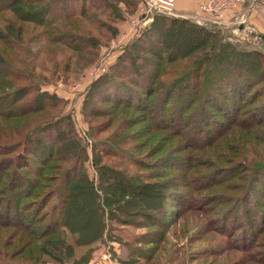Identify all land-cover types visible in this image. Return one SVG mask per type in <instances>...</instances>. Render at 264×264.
<instances>
[{
	"label": "trees",
	"instance_id": "1",
	"mask_svg": "<svg viewBox=\"0 0 264 264\" xmlns=\"http://www.w3.org/2000/svg\"><path fill=\"white\" fill-rule=\"evenodd\" d=\"M141 3L0 0V156L7 155L9 160L0 168V195H16L5 199L4 213L15 224L3 222L0 227L15 231L4 245L0 241V264H11L7 260L16 258L12 254L8 258L4 252L7 240L19 250L16 256L23 257L14 264H49L45 256L56 264H88L91 254L78 260L74 258L76 249L102 240L121 243V237L113 233L118 225L161 227L155 235L164 240L168 228L158 221L151 199L162 198L163 205L173 199L171 203L179 208L176 215L185 206H195L187 205L194 199L190 193L206 185H220L223 179H235L239 172L250 169L243 161L246 167L241 170L229 165L199 172L195 171L199 156L190 155L235 127L264 125L263 107L249 111V122L240 118L239 108L240 102L252 105L264 97V53L224 43L220 36L225 32L216 27L157 15L152 24L137 31L130 49L123 51L109 73L93 81L86 96L92 99L85 105L91 156L71 115L51 114L64 100L43 89L50 84L44 74L66 81L74 63L88 61L107 34L113 39L126 12L137 13ZM147 65L154 68L148 71ZM129 67L132 75L127 74ZM129 85L138 89L131 87V92ZM126 86L129 88L123 90ZM251 94V99H244ZM97 100L112 102L114 109L97 106ZM37 114H43L45 120L31 117ZM99 118L105 121L93 126ZM142 123L145 129L131 131ZM110 130L106 141L95 140L97 133ZM142 144H150L154 154H165L149 164L133 155ZM187 150L186 157L173 155ZM86 162L96 178L89 175ZM9 168L13 171L6 175ZM257 170L264 171V165H257L251 178ZM3 177L9 178L3 182ZM262 184L243 192L242 215L236 221L240 225L233 230L238 241L231 244L226 230L220 231L227 240L221 256L228 258L233 251L243 254L226 264H264ZM177 190L188 194L178 195ZM255 191L259 197L253 200ZM30 210L34 216L24 224L23 212ZM140 217L153 218V224L136 221L133 225L130 221ZM140 245L134 242L137 248ZM136 250L132 248L129 256L134 257Z\"/></svg>",
	"mask_w": 264,
	"mask_h": 264
},
{
	"label": "rangeland",
	"instance_id": "2",
	"mask_svg": "<svg viewBox=\"0 0 264 264\" xmlns=\"http://www.w3.org/2000/svg\"><path fill=\"white\" fill-rule=\"evenodd\" d=\"M256 13L260 15L259 12ZM138 18H140L139 9L135 14L126 12L125 20L116 26L118 28V33L116 36L113 39H110V34H107V39L101 43L99 50L94 52L93 56H88V61L81 62L78 65L74 63L71 71L68 73V79L66 81L63 79H53L51 75L47 73L44 74L48 78L47 82L50 84L47 83L48 85H46L43 89L49 91L50 93L56 94L58 97L64 100L61 108L58 110H52L51 114L53 116H57L63 112L64 114L71 115L76 132L81 137V139L86 142V144H89L87 148L90 156L92 155L93 146L90 143L92 139L87 137L89 121L85 115V111H88V108L85 107V105L86 103H90L92 99H87L86 96L93 81L99 79L104 74L109 73L112 70V67H114L118 62V59L123 51L130 49L136 37L137 31L140 30L132 28L131 20H136ZM150 24H152V22L149 23L148 26ZM236 26L234 30L237 29ZM232 36L234 37L232 32H229L221 34L220 37L223 38L224 43H228L232 46H238L240 49L250 50L255 48L264 53V41L258 32L254 36H241V38L243 37V40L239 41L236 40L238 38L232 39ZM35 45L33 46V49L35 47L34 53L36 52ZM34 61L36 62L35 59ZM153 68L154 66L149 65L146 69L150 71V69L152 70ZM102 69H105V72H102ZM94 74H96V77H94ZM127 74H133V71L130 70V67L127 71ZM136 79L140 81V78ZM129 86L130 88L126 86L123 88V90H127V87L129 90H131V92L134 90V88L138 89L136 86ZM133 93L135 94V92ZM251 97L252 94L244 99H251ZM240 103H242L239 105V108L241 107L242 110V115L240 118L249 122V111L252 113V110H257L262 107L264 108V97H261L255 104L252 105L244 104L243 102ZM112 104V102H97V106L104 107V109H107V111H112L114 109ZM126 113L133 115V112L131 113L129 110ZM42 115L43 114H37L32 115L31 117H33V119H38V122H40L45 120ZM25 120L29 121L27 118ZM99 121H105V118L95 119L93 126H95ZM31 124L32 121H29V123L27 122V125L32 126L33 124ZM145 127L146 126L142 123L139 126L134 127L131 131H139L145 129ZM247 127H245V129L238 126L235 127L232 132H227V129H225L223 132L227 133H225V135L223 134V137L219 138L214 143L202 147L200 152L199 149H196L193 153L191 152L192 154H190L189 150H187V152L173 154L176 156V158H183L189 154L199 156V162H197V168L195 170L199 172L208 171L209 169L212 170L216 167L229 168V165H234L235 169L240 168L241 170L242 167H246L243 165V161H246L247 165L251 167L249 170L246 168L247 170L245 169L242 172H239L235 179H227L225 182L223 179V182L221 181L222 183L220 185L217 184L212 187H208L206 185L200 187L198 191L196 190L197 192L190 193L191 197L194 199L190 200L189 204L187 205L195 206H185V208H181L176 215L175 211L179 208H176V203H171L174 202L173 199L170 198L167 200L168 205L162 204V198L157 197L156 199H151L153 202L150 204L155 209H157L158 221L163 222L164 226L166 225L168 228L164 240L159 241L160 235H155L157 233L156 231H161V227H153L152 225L150 228H141L142 225L138 227L132 225L121 227L118 225L116 226L113 233L119 235V238L121 237V243L107 240H102V242L98 241L91 247H82L76 249L74 258L79 260L86 258L91 254L88 264H119L118 261H121L123 264H226L228 259L232 260L242 257L243 254L239 253L238 251L229 252L228 258H223L221 256V248L224 247L227 240L226 237H224L225 235L223 236L222 232L220 231L223 229L226 230L225 233L228 235V241L231 242V244L238 241L239 237L233 232V230H236V228H238L240 225L239 223V225H237L236 221H240V217L242 215L241 211L242 206L244 205V202H242L243 192L245 190H249L252 186H254L253 188H257L258 186L261 187L263 185L262 183L264 182V171L260 172L257 170V173H255V175L251 178L253 169L257 165H264V125L254 126L251 128ZM112 131L113 130H110L109 132L101 134L97 133L95 140L106 141L112 134ZM131 131L129 133H131ZM139 142L143 143L141 140ZM132 145H135V143L132 142ZM150 147V144L148 146H144V144H142L139 150H133L136 151L133 152V155L138 158H145L147 163L154 164L155 161L162 157V155L165 153L154 154L155 151ZM208 154L213 155L212 157H208ZM201 156L203 158H201ZM7 159V155L0 156L1 169L4 168L2 165H7L6 163L9 161ZM89 162H86V169L90 176L96 178L95 171ZM129 169L133 168L131 167ZM12 171L13 170L9 168L6 175H11ZM154 171L160 170L154 169ZM229 171L231 174L234 173L232 172V169ZM245 177H247L246 180ZM8 178L9 177H3L2 181L5 182ZM257 179L258 181L256 182ZM157 181H163V179ZM21 183L24 185V182ZM177 191H179L177 192L178 195H182V193L188 194L184 190ZM7 195L8 194L0 195V224L3 222L4 224H15L5 215L4 205L6 197H9L10 195L13 197V195H16L14 193H11L9 196ZM258 197L259 196L256 194V191L255 193L253 192L252 199H258ZM253 200H251V203H253ZM23 201L27 202L29 200ZM33 216L34 214L31 212V210L24 211L21 221L24 224H27L28 220L33 218ZM169 217L174 221L169 219ZM152 219L153 218L149 217L148 219L147 217L145 219L140 217L137 220L130 221H133V225L134 223H137L136 221H143L145 224H153ZM38 224H35L36 231H40V226ZM230 229H232V231ZM13 231H15L14 228L0 227V241L3 243L2 245H4V241H6L5 238L9 234L11 235ZM135 241L141 243V245L138 246L139 248L134 246ZM145 241H147V243L157 241L158 244L149 243L147 245L145 244ZM7 242H9V240H7ZM7 242L6 244L8 247H4V252L8 253V258L12 255L13 257H16L11 261H7L11 264L22 261V256H16L19 253V250L14 246H11V243ZM132 248L138 249L136 252L133 251V253H135L134 257L129 256ZM91 250L92 253L90 252ZM104 256L106 258H104ZM44 260L49 264H56V262L50 257L45 256ZM106 261L107 263H104ZM65 264H73V262L70 261L66 262Z\"/></svg>",
	"mask_w": 264,
	"mask_h": 264
},
{
	"label": "built area",
	"instance_id": "3",
	"mask_svg": "<svg viewBox=\"0 0 264 264\" xmlns=\"http://www.w3.org/2000/svg\"><path fill=\"white\" fill-rule=\"evenodd\" d=\"M176 0H142V4L139 8L140 18L132 19V28L142 29L148 26L149 23L154 21L155 16L164 15L175 18H180L174 13V4ZM247 8L248 12H259L264 19V2L261 0H207L200 3L198 8V14L192 19L188 20L198 26L204 27H220L223 28L222 20L228 12H237L241 9ZM240 25L242 30L246 31V36H254L257 34L255 29L249 25L247 16L243 14L240 17ZM224 29V28H223ZM237 31L239 29L232 31V39L240 40ZM244 35V36H245ZM243 39V38H242ZM105 72V69H102ZM96 77V74H94ZM104 258H106L104 256Z\"/></svg>",
	"mask_w": 264,
	"mask_h": 264
},
{
	"label": "crops",
	"instance_id": "4",
	"mask_svg": "<svg viewBox=\"0 0 264 264\" xmlns=\"http://www.w3.org/2000/svg\"><path fill=\"white\" fill-rule=\"evenodd\" d=\"M207 0H176L174 4V13L183 19H192L195 15L198 14V8L200 3ZM264 2V0H261ZM245 14L248 19V23L250 26L254 27V29L261 35L262 40L264 41V19L261 15L257 13L248 12L247 8L241 9V11L237 12H228L223 20V28L217 27L223 30L225 33L232 32L235 29V26L239 29L238 36H244L246 31L242 30V26L240 25V17ZM245 37V36H244ZM243 38V37H242ZM240 38V40H243ZM104 263H107L104 262ZM108 264V263H107Z\"/></svg>",
	"mask_w": 264,
	"mask_h": 264
}]
</instances>
